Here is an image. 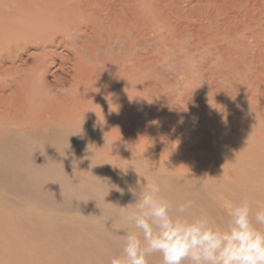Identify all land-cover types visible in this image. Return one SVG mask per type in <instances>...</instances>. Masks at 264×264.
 I'll return each instance as SVG.
<instances>
[{
  "label": "rangeland",
  "instance_id": "rangeland-1",
  "mask_svg": "<svg viewBox=\"0 0 264 264\" xmlns=\"http://www.w3.org/2000/svg\"><path fill=\"white\" fill-rule=\"evenodd\" d=\"M18 12L56 32L53 49L79 56L90 89L76 92L88 112L140 133L129 166L142 183H163L217 224L244 199L253 214L264 209V0H0V30ZM36 51L35 43L20 51L6 76L21 92L31 75L24 62ZM51 71L50 92L72 89L53 83ZM18 184L0 177V264H94L91 252L68 254L58 238L71 252L82 244L110 260L135 230L122 208L86 205L89 193L48 210V192Z\"/></svg>",
  "mask_w": 264,
  "mask_h": 264
},
{
  "label": "bare ground",
  "instance_id": "bare-ground-1",
  "mask_svg": "<svg viewBox=\"0 0 264 264\" xmlns=\"http://www.w3.org/2000/svg\"><path fill=\"white\" fill-rule=\"evenodd\" d=\"M16 16L3 31L0 30V177L15 180L20 187L17 189L38 191L36 194L48 192L50 201L45 206L48 210L64 204L68 207L78 205L79 199L87 193L92 200L85 201L86 205L92 203L123 209L134 203L135 197L129 189L139 192L143 183L139 173L129 164L135 162L133 153L140 147V133L124 127L120 120H112L108 115L102 120L88 112L86 101L76 92L84 93L90 89L89 82L85 81L88 73L79 56L69 57L71 53L53 49L56 32L27 20L25 12H18ZM56 19L59 22L64 20L59 16ZM31 24L38 28L30 27ZM24 25L28 26L13 30ZM33 43L39 51L29 54L24 62L31 75L26 76L28 89L21 92L11 85L6 76L16 72L13 64L19 59L18 53ZM54 54L59 56L60 61L53 58ZM8 61L12 65L4 64ZM67 62L75 64V67H68ZM69 69L74 72L70 73ZM49 71L54 78L53 83L69 85L72 89L50 92ZM158 184L175 214L182 202L165 192L163 183ZM5 186L11 188L12 183L8 181ZM28 191L27 198L32 200L33 194ZM184 198L187 196L184 195ZM200 200L211 209L204 194ZM186 214L197 216L192 208ZM25 222L21 219L17 224L26 226ZM27 225L30 226V222ZM81 238L84 241L91 239L85 234ZM61 240L58 238L57 244L68 254L89 255L91 252L94 264H110L111 259L106 260L110 257L105 259L95 249L84 251L82 244L74 243L77 245H70L71 252L66 248L68 244ZM120 246L123 247L124 242ZM121 254L120 250L112 256ZM148 259L161 261L162 258L154 254Z\"/></svg>",
  "mask_w": 264,
  "mask_h": 264
},
{
  "label": "clouds",
  "instance_id": "clouds-1",
  "mask_svg": "<svg viewBox=\"0 0 264 264\" xmlns=\"http://www.w3.org/2000/svg\"><path fill=\"white\" fill-rule=\"evenodd\" d=\"M145 179L139 192L129 189L135 202L123 209L135 230L125 234L122 254L110 264H148L153 254L161 264H264V209L253 214L244 199L228 208L223 224L186 214L191 201L174 214L160 185Z\"/></svg>",
  "mask_w": 264,
  "mask_h": 264
}]
</instances>
